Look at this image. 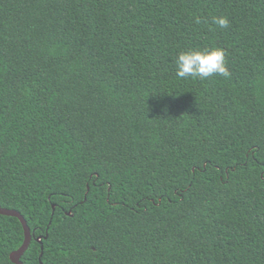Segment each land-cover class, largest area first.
I'll list each match as a JSON object with an SVG mask.
<instances>
[{"label": "trees", "instance_id": "trees-1", "mask_svg": "<svg viewBox=\"0 0 264 264\" xmlns=\"http://www.w3.org/2000/svg\"><path fill=\"white\" fill-rule=\"evenodd\" d=\"M0 208L23 264H264V0H0Z\"/></svg>", "mask_w": 264, "mask_h": 264}, {"label": "clouds", "instance_id": "clouds-1", "mask_svg": "<svg viewBox=\"0 0 264 264\" xmlns=\"http://www.w3.org/2000/svg\"><path fill=\"white\" fill-rule=\"evenodd\" d=\"M214 23L220 28H227L229 19L226 16L214 17ZM174 62L176 76L181 79L207 80L216 75H229L226 53L219 47L182 51L176 56Z\"/></svg>", "mask_w": 264, "mask_h": 264}, {"label": "water", "instance_id": "water-1", "mask_svg": "<svg viewBox=\"0 0 264 264\" xmlns=\"http://www.w3.org/2000/svg\"><path fill=\"white\" fill-rule=\"evenodd\" d=\"M0 215L3 216H10V217H15L18 219V221L20 222L22 229H23V242L21 244V246L15 250L14 252H12L9 255V260L13 263V264H23L20 261L21 256L24 254V252L26 251V249L29 246V243L31 241V233L30 230L26 224V221L24 220V218L20 215V213H18L17 211L14 210H8V209H4V208H0ZM39 241V240H38ZM42 250V248H41ZM42 255V253H41Z\"/></svg>", "mask_w": 264, "mask_h": 264}]
</instances>
